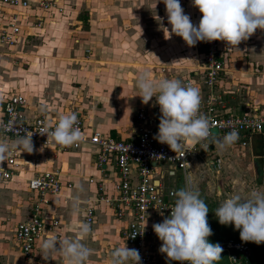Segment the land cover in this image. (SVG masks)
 <instances>
[{"label":"crops","instance_id":"0c3cea01","mask_svg":"<svg viewBox=\"0 0 264 264\" xmlns=\"http://www.w3.org/2000/svg\"><path fill=\"white\" fill-rule=\"evenodd\" d=\"M25 1V8L0 4V24L16 17L19 27L13 45L0 43V118L4 101L20 95L26 101L23 115L27 119L44 113L58 121L61 115L74 113L87 134L97 131L117 140H129L137 127L136 110L151 103H143L136 87L143 72L150 73L155 81H182L200 74L201 42L189 47L181 37L165 39L162 28L171 32V25L162 0H55L60 11H42L35 0ZM179 2L197 25L198 8L192 6V1ZM37 22L39 27L34 26ZM217 47L223 73L215 87L216 109L224 116L250 110L264 114V31L257 29L237 47L229 48L223 41H217ZM84 51L90 53L89 58L83 57ZM15 140L0 138L9 145ZM33 144L32 153L15 152L19 177L0 181V264H24L14 241V227L29 218L36 202L26 180L42 170L59 174L62 196L50 198L41 207V219L48 223L54 218L58 225L34 242V264H64L59 254L44 253L41 243L51 237L76 238L83 224V208L89 202L94 210L93 222L90 233L81 241L92 250L87 264H109L107 252L110 255L124 246L120 237L124 221L117 220L108 205L93 201L100 196L99 183L103 194L111 195L107 183L115 175L113 161L108 158L101 168L106 179L96 165V149L92 146L82 144L76 151L46 158L40 145ZM205 151L194 158L203 161L210 156L209 165L195 167L192 159L187 170L194 189L197 176L204 173L216 178L220 171L231 178L241 169L248 170L253 181L264 183L263 140L259 135L251 136L244 147L232 144L221 149L213 143ZM3 168L8 169L5 161L0 163ZM211 185L220 191L217 184ZM77 200L79 211L74 216L72 206ZM161 245L159 239L152 240L153 264H171L159 251Z\"/></svg>","mask_w":264,"mask_h":264},{"label":"built area","instance_id":"2783aa9c","mask_svg":"<svg viewBox=\"0 0 264 264\" xmlns=\"http://www.w3.org/2000/svg\"><path fill=\"white\" fill-rule=\"evenodd\" d=\"M27 3L25 0H0V4L12 8H25ZM34 3L42 11L51 9L60 11L56 7L55 0H35ZM201 18L202 14L198 10L197 26ZM34 26L39 27L40 23L37 22ZM18 32L16 17H12L7 23L0 24V43L13 45ZM201 53L202 67L199 76L186 78L181 82L199 89L201 103L198 114L209 118L212 124V135L195 145L185 144L178 153L173 152L168 145L154 139L159 131L161 115L155 97L151 99L148 107H140L136 110L134 121L137 127L132 139L117 140L97 131L87 134L82 120L77 117L76 126L81 129L85 138L82 142L71 146L47 143V136L41 135L40 132L46 126L53 128L58 121L44 113H38L31 119L24 117L26 101L23 96L11 95L2 106L0 138L17 139L16 131L27 129L33 133L32 141L40 145L43 156L46 158L76 151L82 144H87L96 149L95 162L106 179H108L106 173L101 168L107 163L108 158H111L115 172L114 178L107 183L111 195L103 194V186L99 183L100 196L93 202L108 205L113 209L116 219L124 221L120 237L124 246L138 250L141 257L140 264L154 263L151 246L152 240L157 235L153 225L162 223L165 218L170 217L171 208L176 200L174 195L176 190L165 188L161 183L165 176H175L178 170L183 179V188L193 190V179L187 174L192 159L198 154L199 149H209L213 143L222 140L233 128L239 133V138L234 144L241 147L248 145L253 135H259L262 138L264 161V114L257 113L256 110L247 111L242 115L220 114L216 109L218 94L215 87L223 73V66L218 54L217 41L201 42ZM20 134L24 133L21 131ZM16 157L15 152L8 156L5 161L8 169H0V181L19 177V168L15 163ZM42 163L45 164L44 160ZM26 186L28 190L34 192L36 202L31 207L29 218L15 225L14 241L19 247L24 264H34V242L50 234L58 225V221L54 218H51L48 223L41 219V207L47 205L50 198L61 197L62 189L59 174L48 170L39 171L28 178ZM91 203H86L83 208V223H87L90 227L94 216ZM219 245L223 248L222 253L225 254L227 264H242L249 256V247L244 243L225 240ZM171 264H179V262L172 261Z\"/></svg>","mask_w":264,"mask_h":264},{"label":"clouds","instance_id":"9594fccd","mask_svg":"<svg viewBox=\"0 0 264 264\" xmlns=\"http://www.w3.org/2000/svg\"><path fill=\"white\" fill-rule=\"evenodd\" d=\"M162 2L166 7L168 24L171 25V32L168 28H162L165 39L175 35L181 37L189 47L199 42L213 41L226 42L229 48L237 47L257 29L264 31V0H192V6L202 14L198 26L184 13L179 0ZM136 87L143 103L156 98L161 115L159 131L154 139L168 145L173 152L178 153L185 144L195 145L212 135L211 121L198 114L201 97L197 87L184 85L175 78L155 81L147 71L138 77ZM76 124V114H64L53 128L46 126L40 134L47 136V143L71 146L85 138ZM16 136L11 145L0 141V163L14 152L34 151L32 132L23 129L16 131ZM238 138L239 133L233 128L216 143L224 149ZM174 195L176 200L170 217L153 225L155 234L162 242L159 251L166 254L168 260L179 264H214L220 260L223 248L218 243L207 241V237L212 235L207 221V205L199 198L198 192L189 188H182ZM78 203L77 200L72 206L74 216L79 211ZM215 215L221 225H234L241 241L257 245L264 243V193L252 191L246 198L239 194L232 195L215 210ZM90 231V226L83 223L76 238L45 239L41 243L42 251L59 254L64 264H87L92 250L81 241ZM140 261L138 250L125 245L111 253L109 264H140Z\"/></svg>","mask_w":264,"mask_h":264},{"label":"rangeland","instance_id":"374dc122","mask_svg":"<svg viewBox=\"0 0 264 264\" xmlns=\"http://www.w3.org/2000/svg\"><path fill=\"white\" fill-rule=\"evenodd\" d=\"M89 54L90 53L88 51H84L83 57L85 59H87V58H89ZM198 152L199 153H203V152L206 153L207 151L198 150ZM209 160H211L210 156L208 158L206 157V160L203 159V161L197 157V158H194L193 162H194V164H196L195 167H198L199 165H202L204 163L209 165V163H208ZM214 165H216V164H214ZM228 165H230V163ZM217 168H219L218 165H217ZM247 172H248V170L245 171L244 169H241L240 171L237 170V173H233L231 178H227L228 175H226L220 171H219L218 176L215 175L216 178H213L212 173H210V174L204 173L200 176H197L198 181L196 182L194 190L199 193V198L202 199L205 202V204L207 205V207L210 209V212L208 213V215L211 218H217L215 215V210L226 199L230 198L232 195L239 194L242 198H246L248 196V194L252 191H259L261 193H264V183H262V180L257 182L255 179V181H253L251 173H247ZM209 179L210 180L212 179L211 182ZM161 183L165 188H174L176 191L182 189L184 186L183 179H182L180 172L178 170H176L175 176H173V177L165 176L164 179L161 181ZM211 183L217 184V186L219 188H221L220 191H219V189H217L216 191H215V189L213 190ZM217 223L219 225H221L219 222H217ZM223 226H227V225H223ZM220 229H222V230L219 231L218 233H221L222 235L230 236L231 238L236 236V235L240 236L239 235L240 233L238 230H236V231L232 230L231 232H228V229H225V228H220ZM220 229H218V230H220ZM157 239H159L158 236H156L153 239V241H156ZM207 241L211 244L213 243L209 237H207ZM160 244H162L161 241H160ZM260 250L264 251V245L263 244L261 245ZM103 251H104V249H103ZM107 254L110 257L111 254L109 255V252H107ZM224 256H225V254H224ZM224 258H225L224 261L227 263L226 257H224ZM165 259H167L166 256H165ZM163 264H167V263H163Z\"/></svg>","mask_w":264,"mask_h":264},{"label":"trees","instance_id":"16d2710c","mask_svg":"<svg viewBox=\"0 0 264 264\" xmlns=\"http://www.w3.org/2000/svg\"><path fill=\"white\" fill-rule=\"evenodd\" d=\"M209 212H210V209H209ZM207 221H208V224H209L211 230L213 229L212 235L209 236V238L213 242L212 244H217V243L220 244L221 242H223L225 240H232L235 242L244 243L249 247L250 252H249L248 258L242 264H264V251L260 250L261 245L262 244L264 245V243L257 245L255 243L241 241L240 236H238V235H236L232 238L230 236L222 235L221 233H218L219 231L222 230L220 228L228 229V232H231L232 230L236 231L235 226L234 225H227V226L219 225L217 223V222H219L218 218H211L209 215H207ZM218 229H220V230H218ZM224 257H225L224 254L221 253L220 260L214 262V264H227L224 261V259H225Z\"/></svg>","mask_w":264,"mask_h":264},{"label":"bare ground","instance_id":"6f19581e","mask_svg":"<svg viewBox=\"0 0 264 264\" xmlns=\"http://www.w3.org/2000/svg\"><path fill=\"white\" fill-rule=\"evenodd\" d=\"M194 178V177H193Z\"/></svg>","mask_w":264,"mask_h":264}]
</instances>
